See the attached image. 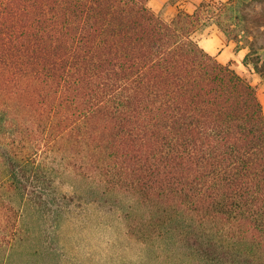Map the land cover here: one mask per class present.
I'll use <instances>...</instances> for the list:
<instances>
[{
    "label": "trees",
    "instance_id": "trees-1",
    "mask_svg": "<svg viewBox=\"0 0 264 264\" xmlns=\"http://www.w3.org/2000/svg\"><path fill=\"white\" fill-rule=\"evenodd\" d=\"M206 2L166 19L149 0H0V257L12 193L67 141L85 175L148 210L131 233L264 264V104L195 38L212 20L228 32Z\"/></svg>",
    "mask_w": 264,
    "mask_h": 264
},
{
    "label": "rangeland",
    "instance_id": "rangeland-1",
    "mask_svg": "<svg viewBox=\"0 0 264 264\" xmlns=\"http://www.w3.org/2000/svg\"><path fill=\"white\" fill-rule=\"evenodd\" d=\"M205 1L206 13H215L228 30L223 31L227 39L244 51L251 72L242 74L264 104V0H168L160 14L171 19L177 2L188 3L194 12ZM183 10L189 11L187 6ZM237 68L244 69L242 63ZM66 142H55L42 155L45 167L29 173V182L23 180L27 189L12 193L20 207L19 232L2 252V263L215 264L201 249L170 244L165 238L145 240L136 230L131 233L133 220L148 210L133 195L110 192L85 175Z\"/></svg>",
    "mask_w": 264,
    "mask_h": 264
},
{
    "label": "crops",
    "instance_id": "crops-1",
    "mask_svg": "<svg viewBox=\"0 0 264 264\" xmlns=\"http://www.w3.org/2000/svg\"><path fill=\"white\" fill-rule=\"evenodd\" d=\"M168 0H159L160 4H156L155 0H149L150 6L156 12H161L165 9V3ZM196 2V0H193ZM187 6V12H193L189 8L188 3L177 2L172 8L174 17L180 10ZM195 38L199 41L208 52L217 56V58L224 63H231L232 66L240 73L247 74V71L251 69L245 65L244 57L245 53L242 49H239L230 40L227 39L220 26L215 21H208L203 24L195 33ZM242 63L244 69L241 71V67L237 68ZM249 72V73H250ZM248 73V74H249ZM243 75V74H242ZM244 76V75H243Z\"/></svg>",
    "mask_w": 264,
    "mask_h": 264
}]
</instances>
